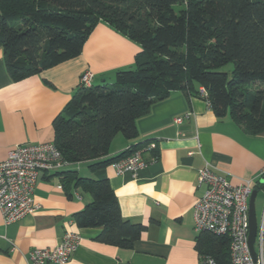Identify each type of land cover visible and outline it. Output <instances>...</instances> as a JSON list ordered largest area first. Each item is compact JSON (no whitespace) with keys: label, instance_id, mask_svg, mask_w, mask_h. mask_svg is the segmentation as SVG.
<instances>
[{"label":"trees","instance_id":"16d2710c","mask_svg":"<svg viewBox=\"0 0 264 264\" xmlns=\"http://www.w3.org/2000/svg\"><path fill=\"white\" fill-rule=\"evenodd\" d=\"M100 21L142 50L113 83L80 86L53 120L54 142L71 164L90 161L95 171L129 155L104 159L116 135L137 138V119L173 90L201 96L203 86L217 117L248 137L264 133V0H0L7 72L19 81L77 57ZM231 62L232 74L221 70ZM57 174L63 187L93 198L75 216L79 227H100L98 241L133 248L146 226L123 218L111 181L72 169ZM229 247L228 237H197L200 255L220 264L230 263Z\"/></svg>","mask_w":264,"mask_h":264},{"label":"crops","instance_id":"0c3cea01","mask_svg":"<svg viewBox=\"0 0 264 264\" xmlns=\"http://www.w3.org/2000/svg\"><path fill=\"white\" fill-rule=\"evenodd\" d=\"M141 50L137 42L100 21L80 55L14 81L0 48V160L16 145L54 142L53 120L79 89L81 76L91 70L93 85L113 83L116 71L134 68ZM187 112L192 115L177 123ZM136 124L138 137L116 135L104 159L153 142L156 151L145 154L149 164L138 178L131 172L118 174L112 165L91 171L90 161H84L85 177L111 181L123 218L146 226L133 248L98 241L100 227H79L75 216L93 201L91 194L63 187L57 172L41 171L34 190L37 211L12 223L0 211V264H31V250L57 246L70 231L82 238L65 264H199L194 210L204 191L198 186V171L206 162L233 184L251 179L261 194L258 206L264 216V133L248 137L228 116L217 117L202 96L183 90L155 102ZM82 163L66 169L83 176Z\"/></svg>","mask_w":264,"mask_h":264},{"label":"built area","instance_id":"2783aa9c","mask_svg":"<svg viewBox=\"0 0 264 264\" xmlns=\"http://www.w3.org/2000/svg\"><path fill=\"white\" fill-rule=\"evenodd\" d=\"M94 73L87 70L80 78V86L91 87ZM200 95L211 107V101L205 87H200ZM191 112L176 118L181 123ZM155 145L147 142L129 155L114 161L111 165L118 174L131 172L138 178L139 172L149 162L145 154ZM71 163L66 160L55 142L25 143L16 145L4 160H0V211L7 223L20 220L40 208L35 202L34 190L41 171L59 172ZM198 186L204 191L195 203L194 222L198 233H211L230 239L229 264H264V216L258 220V232L255 238L256 259L251 254L249 244L250 211L249 201L255 184L245 180L233 184L227 174L214 170L210 163L199 168ZM78 232H67L54 247L35 248L29 253L31 264H65L81 242ZM199 264H220L211 254H201Z\"/></svg>","mask_w":264,"mask_h":264},{"label":"water","instance_id":"95a60500","mask_svg":"<svg viewBox=\"0 0 264 264\" xmlns=\"http://www.w3.org/2000/svg\"><path fill=\"white\" fill-rule=\"evenodd\" d=\"M261 184L264 185V175L260 180ZM258 189L254 188L252 194L250 196L249 201V211H250V231H249V244L251 249V254L254 259H256V251H255V238L258 232V217H257V210H256V201L258 198Z\"/></svg>","mask_w":264,"mask_h":264},{"label":"rangeland","instance_id":"374dc122","mask_svg":"<svg viewBox=\"0 0 264 264\" xmlns=\"http://www.w3.org/2000/svg\"><path fill=\"white\" fill-rule=\"evenodd\" d=\"M175 9H176V11H179L180 9H182V6L181 5H176L175 6ZM221 70L222 71H225V72H228L229 74H232V72H233V70H234V63H228V64H226L225 66H223L222 68H221ZM81 167L83 166V168H85L84 170H79L80 171V173H81V175H86L85 173V170L86 169H88V165H87V163H85V162H83L81 165H80ZM69 167V166H68ZM67 167V168H68ZM70 167H72V166H70ZM69 167V168H70ZM75 167V166H74ZM81 167H80V169H81ZM88 174H90L89 172L87 173V175ZM87 177H92L91 175H88ZM261 196V194L259 193V195H258V199H257V217H258V220L260 221L261 219H262V210H260L259 209V206H258V204H259V197Z\"/></svg>","mask_w":264,"mask_h":264}]
</instances>
